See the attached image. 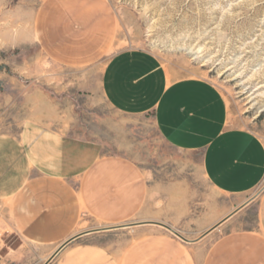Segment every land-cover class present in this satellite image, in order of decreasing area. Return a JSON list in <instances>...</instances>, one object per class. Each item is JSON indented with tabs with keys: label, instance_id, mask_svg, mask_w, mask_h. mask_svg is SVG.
<instances>
[{
	"label": "crops",
	"instance_id": "obj_1",
	"mask_svg": "<svg viewBox=\"0 0 264 264\" xmlns=\"http://www.w3.org/2000/svg\"><path fill=\"white\" fill-rule=\"evenodd\" d=\"M51 8L41 26L78 23L83 37L104 38L111 21L102 0H57ZM102 70L103 94L117 111L152 112L166 143L200 155L205 178L230 200L226 213L96 141L31 119L18 136L0 133V201L16 233L50 256L59 251L51 264H264V189L251 196L264 184L260 137L232 124L214 83L173 79L144 49L116 52ZM94 222L100 226H88ZM119 228L134 234L128 244L99 241Z\"/></svg>",
	"mask_w": 264,
	"mask_h": 264
},
{
	"label": "rangeland",
	"instance_id": "obj_2",
	"mask_svg": "<svg viewBox=\"0 0 264 264\" xmlns=\"http://www.w3.org/2000/svg\"><path fill=\"white\" fill-rule=\"evenodd\" d=\"M56 1L0 0V133L18 136L31 119L48 120L106 154L132 159L155 181L181 184L197 204L224 215L230 200L207 181L200 155L166 143L152 112L117 111L103 94L102 69L125 49L153 53L173 79L214 83L232 124L264 143V0H102L111 21L98 40L77 33L78 23L41 26ZM253 217L248 211L242 225ZM110 232L99 241L128 244L134 235L129 228ZM44 250L16 233L9 204L0 201V264H51L55 256Z\"/></svg>",
	"mask_w": 264,
	"mask_h": 264
},
{
	"label": "water",
	"instance_id": "obj_3",
	"mask_svg": "<svg viewBox=\"0 0 264 264\" xmlns=\"http://www.w3.org/2000/svg\"><path fill=\"white\" fill-rule=\"evenodd\" d=\"M158 225H161V226L163 225V226H165L166 228H169L174 234H176L177 236H180V237H181L182 239H184L185 241H188V240H187L186 238H184L179 232H177V231L174 230L173 228H170V227L167 226L166 224H163V223H162V224H158ZM58 252H59V251H58ZM58 252H57V253H58ZM57 253H56V254H57ZM56 254H55V255H56ZM55 255H54V256H55Z\"/></svg>",
	"mask_w": 264,
	"mask_h": 264
}]
</instances>
